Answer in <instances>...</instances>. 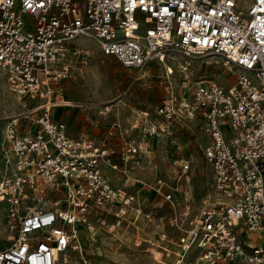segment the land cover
<instances>
[{"label": "built area", "instance_id": "1", "mask_svg": "<svg viewBox=\"0 0 264 264\" xmlns=\"http://www.w3.org/2000/svg\"><path fill=\"white\" fill-rule=\"evenodd\" d=\"M87 38L124 68L163 67L165 94L136 114L130 129L140 137L119 133V163L108 141L73 137L52 117L75 104L63 83L87 63L78 42ZM204 54L220 58L224 81L189 85L192 62ZM0 74L23 109L5 122L0 142V206L11 232L0 264L66 263L79 249L78 225L94 235L110 215L118 225L131 213L153 222L163 205L176 237L158 231L157 263L264 264V0H0ZM189 122L201 124L209 169L198 205L191 155L173 158L165 178L111 182L104 167L127 178L143 163L157 169L152 142Z\"/></svg>", "mask_w": 264, "mask_h": 264}, {"label": "rangeland", "instance_id": "2", "mask_svg": "<svg viewBox=\"0 0 264 264\" xmlns=\"http://www.w3.org/2000/svg\"><path fill=\"white\" fill-rule=\"evenodd\" d=\"M78 42L86 46L89 56L87 63L67 80L65 99L94 103L110 102L114 105L113 109L118 107L121 114L125 113L126 119L130 120L131 109L151 108L165 94L163 67L159 63L150 62L142 72H138L124 68L113 57L103 56L91 39H81ZM172 67L171 81L178 85L182 77L180 78L173 64ZM143 72H146L147 76H141ZM225 76L226 71L221 66L220 58L216 55L204 54L196 57L192 62L187 81L189 85L199 78L224 81ZM227 78L229 82H233L235 77L227 75ZM22 111L16 98L8 91L4 76L0 74V142L5 122ZM177 128L172 135L160 136L151 144L150 158H153L157 169L143 163L141 167H132L129 171L150 172V178L147 177L149 179L138 177L139 180L142 179L141 181L149 183L156 175L165 178L170 171V161L177 155H191L194 164L190 178L195 204L198 205V200L207 192L209 182V169L202 158L201 124L189 122ZM104 169L108 171L107 167ZM5 172L6 168L3 165V155L0 150V176ZM138 188L139 186L135 184L130 190L133 192ZM170 213V208L163 205L153 222H147L142 218L135 219L131 213L124 215L119 225L115 217L110 215L106 218L105 226L97 225L94 235L84 228L79 239V249L69 250L66 254V263L60 259L58 264H83V261H86V264H160L154 260L153 256L158 249L156 246L158 231L162 228L170 237H176V233L167 225L166 220ZM2 216L3 211L0 206V248L9 244L8 237L11 236ZM136 240H142L140 246H136ZM165 262L168 261L165 260Z\"/></svg>", "mask_w": 264, "mask_h": 264}, {"label": "crops", "instance_id": "3", "mask_svg": "<svg viewBox=\"0 0 264 264\" xmlns=\"http://www.w3.org/2000/svg\"><path fill=\"white\" fill-rule=\"evenodd\" d=\"M66 83L67 80H65L63 83L64 97L67 89ZM67 100L74 102L75 104L71 106H59L55 108L52 113L53 119L63 122L66 126L67 132L73 137L85 136L96 141H108L116 154V156L113 157L114 161L116 162L119 161L117 154L120 152L122 146L119 133L127 130L133 136L140 137L139 130L130 129L131 125L135 121L136 114L139 112L149 111L155 104L158 103H155L151 108L147 109H131L132 116L129 120V118L126 119L127 116L125 113L121 114L117 105V109H113L114 105L110 102L94 103L87 101L82 102V100L74 99ZM103 106H107L109 108L108 117L105 119L101 118L98 115V110ZM125 121L127 122L125 123ZM109 133H113V136H110ZM148 143H150V141H148ZM104 171L111 182L113 181V184L116 186H119L126 182L128 183L130 181V177H134L136 179H139L138 177L149 179L151 175L150 172L148 173L146 171L144 172L142 170H136V173H134L133 171H129V177L127 178L121 174L111 171L110 169H108V171L104 169Z\"/></svg>", "mask_w": 264, "mask_h": 264}, {"label": "bare ground", "instance_id": "4", "mask_svg": "<svg viewBox=\"0 0 264 264\" xmlns=\"http://www.w3.org/2000/svg\"><path fill=\"white\" fill-rule=\"evenodd\" d=\"M143 70H141L140 72H142ZM141 76H147L146 75V72H143L142 74H141ZM3 165H4V167L6 168V164H5V161H4V159H3ZM139 180V179H138ZM79 226V228H80V230L78 231V242H79V239L81 238V235H82V232H83V230H84V226L83 225H78ZM9 238V237H8ZM79 246H80V243H79Z\"/></svg>", "mask_w": 264, "mask_h": 264}]
</instances>
